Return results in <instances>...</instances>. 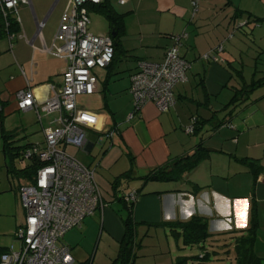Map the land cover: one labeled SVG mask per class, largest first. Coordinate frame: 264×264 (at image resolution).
I'll return each instance as SVG.
<instances>
[{"label":"crops","instance_id":"crops-1","mask_svg":"<svg viewBox=\"0 0 264 264\" xmlns=\"http://www.w3.org/2000/svg\"><path fill=\"white\" fill-rule=\"evenodd\" d=\"M110 1L124 14L123 30L116 38L113 63L102 68L103 73L95 70L96 92L79 97L78 107L93 113L96 122L86 128V145L73 147L90 160L86 163L72 155L83 165L95 167L99 180L113 182L121 176L117 189L112 187L110 199H104V207L99 209L103 232L116 239L119 248L125 225L112 202L126 211L119 195L137 190L131 211L137 235L139 227L168 229L167 222L188 220L195 214L208 218L214 235L232 231L231 235H239L255 220L254 251L264 261V169L255 175L246 162L264 166V0H200L196 15L192 0ZM69 2L20 1L16 13L19 26L11 39L0 14V117L23 112L13 143L22 147L20 151L28 145H42L44 127L55 123L56 113L20 110L17 93L29 86L37 101H42L52 94L51 85H61L68 61L49 49L62 43L55 36ZM110 31L109 26V32L103 34ZM183 33L187 36L182 37L180 51L190 67L186 81L174 87L175 104L162 111L148 101L136 109L129 87L137 62L163 61L166 49L176 42L174 37ZM219 43L224 50L216 54L223 60L202 57ZM123 59L128 61L125 67ZM243 93V97L255 98L246 108L238 106L230 113L235 107L233 98ZM194 117L199 119L198 128L189 134L185 129ZM4 122L0 124V191L8 189L10 176L3 152L2 133L9 132ZM109 130L114 131L112 138L103 134ZM20 132L24 134L20 136ZM198 145L207 147L209 155L185 173L184 179H143L151 169L192 152ZM27 165L20 162L18 167ZM127 172L129 178L124 176ZM130 183V189L124 190ZM83 222L90 223L88 219ZM180 240L176 239L178 248Z\"/></svg>","mask_w":264,"mask_h":264},{"label":"built area","instance_id":"built-area-1","mask_svg":"<svg viewBox=\"0 0 264 264\" xmlns=\"http://www.w3.org/2000/svg\"><path fill=\"white\" fill-rule=\"evenodd\" d=\"M20 1L27 0H0V3L3 11L17 13ZM103 1L70 0L55 36L62 43L55 45L54 50L49 49L68 61L61 85H51L52 94L42 101H37L29 86L17 93L20 110L37 108L57 116L53 126L44 127V143L30 145L22 151L26 159L37 162V168L30 182L19 186L25 219L15 232L16 242L0 247V264H73L72 248L63 242L65 234L81 227L87 216L104 207L95 169L80 163L64 148L66 145L80 148L86 145V128L95 124L96 117L78 107L79 97L96 92L95 70L108 67L114 58L112 36L96 34L89 29L91 18L87 4ZM118 2L125 4L128 0ZM198 2L193 0L196 11ZM183 36L187 33L174 37L176 42L166 49L163 61H138L129 87L136 109L148 101L154 102L162 111L175 104L174 87L186 81L190 67V62L180 51ZM223 50L224 45L219 44L202 57L223 60L217 55ZM193 129V124L186 127L188 133ZM103 134L112 138L114 131ZM124 195L127 203L135 202L138 197L136 191Z\"/></svg>","mask_w":264,"mask_h":264},{"label":"rangeland","instance_id":"rangeland-1","mask_svg":"<svg viewBox=\"0 0 264 264\" xmlns=\"http://www.w3.org/2000/svg\"><path fill=\"white\" fill-rule=\"evenodd\" d=\"M90 18V31L96 34L109 32L108 20L103 14L92 11ZM123 60L124 63L122 67H125L128 61L126 59ZM131 62L132 61L129 63ZM99 69V72H104V69ZM253 98H255V95L242 101L239 106L245 105L246 108L248 101L251 102ZM22 115L23 112L21 111H16L10 115H4L3 118L0 117V124L3 120H6V122H4L6 131L12 132L13 130H17L16 128L22 125ZM23 134V132H20V136ZM24 140L25 137L18 140V142H23ZM75 149L73 145H69L66 152L71 156L76 155L80 160L88 163L90 160L89 157L85 156L82 150ZM8 160L11 162L10 157H8ZM20 162L30 164L29 159L21 160V156H16L13 162L14 165L17 167ZM4 170L6 171L5 168ZM5 171L3 174H5ZM96 178L102 195L105 200L108 201L112 194V181L105 179L99 180L98 175ZM29 182L30 179L26 178L23 173L10 174L8 189L0 191V247L9 246L12 242H16L14 238L15 232L25 218V210L19 196V186L20 184H27ZM129 186H131V183L123 189H130ZM117 194L119 193L117 192ZM112 203L111 207H115L117 215L123 219L126 215L123 206L116 202ZM99 214L100 212L97 210L94 215L87 216L85 219H88L90 223L85 222V224L83 222L82 228L75 227L69 230L66 235L67 237L63 239V242L72 247V255L75 259L74 264H85L88 261H90L91 264H111L112 260L116 257L118 250L117 241L114 238H110L106 232H103L101 228L102 218ZM218 238L220 239L218 242L219 246H210V243H208L207 248L209 250L222 251L229 247L234 248V245L229 244L233 241L230 235L220 234ZM137 239L141 245L137 249L135 264H173V261L177 264H226L229 261L225 253L212 256L209 260L201 259L196 256L200 254L198 246L196 244L185 245L182 239L179 242L180 248H178L176 237L169 229L153 228L152 226H146L144 228L139 227ZM224 239H226V241H224ZM224 243H228L229 246L222 245ZM173 255L174 258L173 261H171V256ZM179 256H186V258H180ZM178 259H180V261H177Z\"/></svg>","mask_w":264,"mask_h":264},{"label":"trees","instance_id":"trees-1","mask_svg":"<svg viewBox=\"0 0 264 264\" xmlns=\"http://www.w3.org/2000/svg\"><path fill=\"white\" fill-rule=\"evenodd\" d=\"M199 5H200V0L198 2V9L196 11L193 5V0H192L194 15L197 14L199 10ZM87 7L89 10V14H90V11L95 10L103 14L107 18L110 29H111L110 35L112 36L114 40V46H115L117 42L116 38L118 36V32L123 30L124 14L119 12L114 6V4L111 3L110 0H104L103 2H100L97 4L90 3V4H87ZM0 14L3 18L5 30L8 32V35L10 36V39H11L12 34L16 29L15 27L19 26L17 15L13 10H10L7 12L3 11L1 7V3H0ZM113 33L115 35H113ZM219 44H223V43H219ZM115 53H116V49H115ZM114 57H115V54H114ZM112 63H113V60L110 63V65ZM137 69H138V62H137ZM241 95L242 97L236 96L233 98L232 103H234L235 107L231 109L230 113H234L236 107H238L242 101L248 99V97H243L244 93ZM192 120L193 122H191V124L194 125V129H193V132L189 134L194 133L196 129L198 128L199 119L197 117H194V119ZM17 136L18 134L15 130L12 132H7V133L3 131L2 133V138L4 140L3 152L6 158L11 156L10 157L11 162L9 160L8 161L6 160L8 175L23 173V175H25L26 178H29L31 180L34 174L36 173V168H37L36 161H33L34 162L33 164L35 166H33L32 161H30V164L27 165L26 167H18V166L16 167L13 163L16 156H21V160L26 159L22 151L26 147L29 146L28 145L25 148H23L22 151H20L22 148L21 146L18 148L15 147L13 143L15 142V138ZM13 148H15L17 151L15 150L13 151ZM208 155H209V150L207 149V147L203 145H198L196 149H194L192 152L186 153L181 157H178L159 167L151 169L148 173H146V175L143 176V179L146 181H149V180L171 181V180L184 179L185 173L190 172L192 169L197 167L200 164V162H202V160L208 157ZM246 162L248 163L250 168L253 170L255 175H257V173H259L260 171H262V169H264V166L262 165L255 164L254 162H251V161H246ZM89 168L95 169L96 171L95 167H89ZM130 175L131 174L129 172L124 173L125 178H129ZM120 180H121V176H118L117 179H115L112 182L113 189H117V186ZM100 192H101V189H100ZM136 192L138 191L136 190ZM124 196L125 195H121V194L119 195V198H121V200L124 201L125 209H126V215L125 217H123V222L125 225V233H124L123 238L119 242V248H118L117 255L112 260L111 264H135L134 262L137 256L136 255L137 249L141 245V243L137 239V228H136L137 223L135 219L133 218L132 212H131L132 204L134 202L127 203L124 199ZM102 197L104 200L105 198L103 195ZM253 216H255V209H252V218H254ZM165 226L168 227V229L174 234L177 240L182 239L185 245L196 244L197 246H200V254L196 256L200 257L201 259L209 260L212 256H218L220 253H225L229 260L228 263L226 264H264L263 258L257 256L254 251V242L256 240V235H257V224L255 220L252 221L251 225L243 233L239 235L238 234L231 235L233 231L231 233H228L231 235L230 238L233 239V241L229 244L234 245V248L229 247L228 249L222 250V251L209 250L207 248L208 243H210L209 244L210 246H215L214 242L218 241L219 239L217 238L218 234L214 235L209 231L208 218L206 216L195 214L188 220L170 221V222H167ZM224 241H226V239H224ZM229 244L224 243L222 245L229 246ZM4 247L1 246V248H4ZM179 257L186 258V256H183V257L179 256ZM177 261H180V259H178ZM89 262L90 261H88L87 264H89ZM174 264H177V263L174 262Z\"/></svg>","mask_w":264,"mask_h":264},{"label":"water","instance_id":"water-1","mask_svg":"<svg viewBox=\"0 0 264 264\" xmlns=\"http://www.w3.org/2000/svg\"><path fill=\"white\" fill-rule=\"evenodd\" d=\"M113 35H115V34L113 33Z\"/></svg>","mask_w":264,"mask_h":264}]
</instances>
